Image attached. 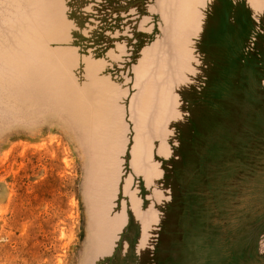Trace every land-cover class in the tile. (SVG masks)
Wrapping results in <instances>:
<instances>
[{"label":"rangeland","instance_id":"obj_1","mask_svg":"<svg viewBox=\"0 0 264 264\" xmlns=\"http://www.w3.org/2000/svg\"><path fill=\"white\" fill-rule=\"evenodd\" d=\"M0 264H264V0H0Z\"/></svg>","mask_w":264,"mask_h":264}]
</instances>
